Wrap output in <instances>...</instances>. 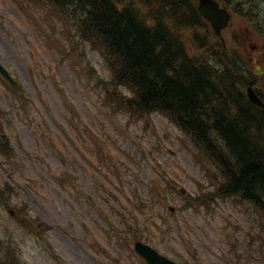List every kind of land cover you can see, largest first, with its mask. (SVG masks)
<instances>
[{"label": "rangeland", "instance_id": "rangeland-1", "mask_svg": "<svg viewBox=\"0 0 264 264\" xmlns=\"http://www.w3.org/2000/svg\"><path fill=\"white\" fill-rule=\"evenodd\" d=\"M248 2L225 0L232 20L223 41L208 23L179 32L199 59L208 61L213 42L235 53L264 96V0ZM71 27L35 0H0V62L27 102L19 107L0 76L14 150L9 162L0 157V186L10 190L0 245H13L16 264H142L126 244L134 234L178 264H264L261 213L220 194V169L168 117L101 111L98 103L114 98L111 70ZM32 219L40 232L29 229Z\"/></svg>", "mask_w": 264, "mask_h": 264}, {"label": "trees", "instance_id": "trees-1", "mask_svg": "<svg viewBox=\"0 0 264 264\" xmlns=\"http://www.w3.org/2000/svg\"><path fill=\"white\" fill-rule=\"evenodd\" d=\"M38 1L70 17L82 43L103 54L111 70L110 84L121 88L120 108L133 115L168 116L219 167L221 193L237 195L264 214V110L249 103L245 94L253 75L248 68L236 66L237 55L217 42L211 44L210 53L217 58L213 65L190 55L179 31L207 25L195 4L188 0L144 4L129 0L126 5L115 0ZM216 1L225 6V0ZM192 37L198 40L196 33ZM217 47L219 54L214 52ZM12 154L0 125V155L8 161ZM8 186H0L1 203L10 194ZM36 227L35 232H40ZM13 255V245H0V264H16Z\"/></svg>", "mask_w": 264, "mask_h": 264}, {"label": "water", "instance_id": "water-1", "mask_svg": "<svg viewBox=\"0 0 264 264\" xmlns=\"http://www.w3.org/2000/svg\"><path fill=\"white\" fill-rule=\"evenodd\" d=\"M197 1V10L199 14L210 23L213 31L217 35L221 36V31L227 26L230 19L228 11L226 9L220 8L218 3L214 0ZM0 73L9 80L8 73L2 68L1 65ZM247 96L252 104L264 109V103L251 91L250 88L247 89ZM135 250L146 261L147 264H175L174 262L160 255L154 249L142 243H135Z\"/></svg>", "mask_w": 264, "mask_h": 264}, {"label": "bare ground", "instance_id": "bare-ground-1", "mask_svg": "<svg viewBox=\"0 0 264 264\" xmlns=\"http://www.w3.org/2000/svg\"><path fill=\"white\" fill-rule=\"evenodd\" d=\"M208 61H211V64L213 65L214 64V61H216V56L214 57L213 54L211 55V53H208ZM234 59L236 61V66H238L239 68H242L243 70V65L240 63V61L238 60L237 56H234ZM224 68V67H222ZM249 85L245 87V89L247 90L248 88L251 89V91L260 99L262 100V98H264V96H262L258 90L254 89V87L256 86V82H259L258 79H255L254 76L250 77L249 78ZM259 89V88H257ZM249 103H251L249 101V99H247ZM252 104V103H251ZM254 105V104H253ZM256 106V105H255Z\"/></svg>", "mask_w": 264, "mask_h": 264}]
</instances>
